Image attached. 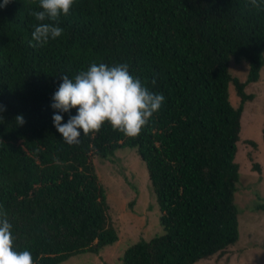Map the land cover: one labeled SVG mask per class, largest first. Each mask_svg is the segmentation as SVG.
I'll return each instance as SVG.
<instances>
[{"label":"trees","instance_id":"16d2710c","mask_svg":"<svg viewBox=\"0 0 264 264\" xmlns=\"http://www.w3.org/2000/svg\"><path fill=\"white\" fill-rule=\"evenodd\" d=\"M246 4L75 0L60 17L63 34L44 46L31 35L37 21L30 13L42 10L39 0L0 8V105L6 108L0 112V209L12 224L15 250L30 251L34 264H63L116 244L92 156L123 149L136 150L146 165L162 228L131 245L123 264H197L238 242L236 156L245 106L254 99L246 88L264 69V12ZM231 61L249 64L246 81L233 77ZM92 63L127 64L130 75L165 97L139 136L105 122L95 134L79 129L78 144L63 141L52 97L60 76L74 81ZM232 85L238 107L230 100ZM76 114L75 108L61 113L62 123ZM253 169L261 172L259 164Z\"/></svg>","mask_w":264,"mask_h":264},{"label":"rangeland","instance_id":"374dc122","mask_svg":"<svg viewBox=\"0 0 264 264\" xmlns=\"http://www.w3.org/2000/svg\"><path fill=\"white\" fill-rule=\"evenodd\" d=\"M229 71L244 82L249 64L231 61ZM246 91L254 99L245 106L236 156L240 165L236 193L240 237L225 253L197 264H264V69L260 81L248 85ZM230 100L239 106L233 85ZM250 140L257 143V148L247 144ZM92 162L107 194L109 220L119 241L99 255L84 253L63 264H123V255L131 245L162 233L161 213L146 165L136 150H119L109 158L93 155ZM254 164L261 166V172L254 171Z\"/></svg>","mask_w":264,"mask_h":264},{"label":"clouds","instance_id":"9594fccd","mask_svg":"<svg viewBox=\"0 0 264 264\" xmlns=\"http://www.w3.org/2000/svg\"><path fill=\"white\" fill-rule=\"evenodd\" d=\"M12 2L3 0L0 8ZM74 3L75 0H39L42 10L30 13L37 21L31 34L36 45L44 46L63 34L60 17L67 16ZM245 6L264 12V0H247ZM60 79L62 83L52 97L51 107L56 110L52 120L63 141L69 145L80 143L79 129L83 130L84 136L95 134L105 122L114 131L135 138L165 100L163 94L150 91L138 77L130 75L127 64L92 63L86 71L77 74L74 81L67 76H60ZM74 108L77 114L69 115L67 123H62L61 113H70ZM5 110L0 105V112ZM0 120H3L2 116ZM15 121L19 126L25 123L23 115H17ZM14 240L12 224L7 213L0 209V264H34L30 251L15 250Z\"/></svg>","mask_w":264,"mask_h":264}]
</instances>
